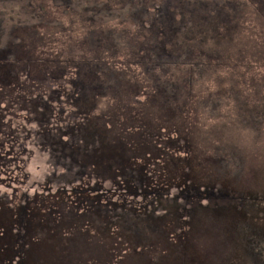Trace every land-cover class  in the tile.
Listing matches in <instances>:
<instances>
[{
    "label": "trees",
    "instance_id": "16d2710c",
    "mask_svg": "<svg viewBox=\"0 0 264 264\" xmlns=\"http://www.w3.org/2000/svg\"><path fill=\"white\" fill-rule=\"evenodd\" d=\"M182 1L175 0L172 6L164 5L163 11L168 9L164 17L146 25V21L151 17L143 13L145 0L111 1L123 5L118 8L92 0H56V4L63 8L64 12L71 14L73 12L82 20H92L94 28L83 30L82 35L71 44L59 42L50 50V54L39 61L43 64L34 65L32 58L17 60L14 53L10 54V43L16 30L31 29L45 24L48 19L46 5L42 3L34 7L33 0H0V59H2L0 68L7 74L0 77V94H4L2 96L10 100L19 123L17 131L12 133L15 136H10L6 140L10 145L9 152H0V168L3 170L0 175V189L6 188L5 199L11 204L7 209L1 210H7L6 214L3 212L2 214L13 219V228L16 226V229H19L20 218L29 219L27 216L30 217L38 211L39 206L37 204L34 209L32 203H36L37 200L28 198L25 194L20 197L17 195L18 190L14 189L15 184H28L27 179H17L15 177L17 173L13 170L22 165L26 166V145L29 138H34L32 141H39L42 138L44 147L52 154H58L66 147L70 159L72 156L71 152H68L69 149H78L77 153L82 151L80 155L84 161V170L78 184L55 185L47 189L42 198L52 201L64 197L73 199L71 196L75 195L77 201L84 202L83 207L91 206L92 209L95 205L104 203L101 192L104 189L95 188L96 184L97 187L102 186V182L96 179L95 172L90 173L87 170L86 166L89 164L87 162L91 161L93 165L105 162L104 159L107 157L104 158L103 155L109 152L111 146H117V151L119 147L134 144L140 154L143 152L137 145L144 140L142 128L137 129L135 135H128L133 134L134 126L120 134V141L123 135L132 137L135 141L123 146L106 143L107 139L104 138L100 127L109 126L107 122L111 123L110 117L104 118L102 115L91 117L93 109L95 110L99 104L113 110L116 104L126 100L135 103L138 96L144 94V104L152 107L151 112L154 114L163 112L159 117L165 114L167 118L165 121L171 120L168 115L170 109L179 110L186 103L190 104V113L194 116L196 109L189 100L198 72L226 71L227 75H219L217 81L220 85H225L227 79L231 83L222 92L216 91L207 97L213 101L203 102L201 110L204 116L206 119H212L213 123L221 128H238V134L243 133L257 140V150L260 144L264 145V0H222L221 5L211 0ZM133 13L135 17L129 22L134 24L132 25L134 31L129 37L105 32L109 26L116 25L113 23L126 20ZM170 18L172 20L168 21ZM189 22L194 26L190 27ZM56 28L66 31L68 27L61 25ZM104 36L108 38V42L102 43ZM171 38L176 39V48L171 56L167 57L168 51L165 48ZM37 44L43 46L45 43L40 40ZM116 54H121L124 62L119 64L113 62ZM33 67H38L40 71L33 74L31 72ZM88 68L95 74L98 73V77L101 78L95 79L97 81L92 85L88 83V76L82 73ZM17 71L19 73L14 77L18 79L15 80L13 74ZM152 72H155V75ZM39 79L42 86L39 85ZM12 90L16 91L14 94L16 100L10 98ZM149 90L158 91L159 95L149 96L147 94ZM75 93L78 94L77 100ZM181 94L184 96L183 100L180 99ZM60 97H64L65 100H60ZM162 106H167L168 110H163ZM80 108L83 110L81 122L77 121L74 115ZM3 109L9 110L0 107V110ZM124 114L126 111L118 108L111 117ZM151 120L152 118L148 119L146 123H150ZM28 125L33 126L36 132L26 131ZM136 126L142 127L140 124ZM64 131H68L75 139L68 141ZM206 136L212 137L211 134ZM221 137L225 139L230 135L222 133ZM157 139L163 147L164 155H161L158 163L147 159L141 161L140 166L153 165L152 171L156 172L161 182L151 185L152 180L137 171L139 160L136 161L138 157L135 149L126 155L125 166L116 159L113 163L119 171L122 167L133 170L138 182L144 187L141 197L131 199L127 203L131 207L130 215L133 216L130 222L134 225L125 226L123 214L118 213V206L113 203L105 212L97 214L98 224L94 223L98 227L97 231H95L97 227L93 226V230L88 228L81 232L80 229H76L70 233L83 234L89 239L99 234L104 236L102 238L117 241L120 237L116 234V237L112 236V229L117 226L115 224L117 221L123 231V239L134 244L131 247L146 249L148 242L145 238L148 231L158 235L159 230L154 225L169 222L173 227L171 233L166 235L165 241L167 244L174 243L170 246L171 251L175 250L172 252L174 254L179 247L185 246L187 241L194 242V248L199 246L198 241H202L198 233L190 234L191 229L188 226L194 219L198 220L201 231L207 230L212 233L218 231L214 226L218 221L223 224L220 223L221 233L232 240V250L237 259L244 263L264 264V209L262 212L258 211V207L264 204V195L259 193L263 192L264 188V162L256 165L248 163L245 171L250 174L236 179V183L230 184L232 185L230 189L228 184L224 185L221 181L241 172L247 164L245 159L247 155L241 159L231 153L230 148L224 151L219 147H210L211 156L207 163L201 165V174L189 175L184 172L186 169L184 158L181 157L179 167H176L173 161H167L169 159L167 152L173 149L175 141L171 143L167 134L153 140ZM97 144L98 146H94ZM147 148V152L150 153L151 145ZM249 152L256 156L253 151ZM133 153L136 159L132 158ZM52 157L57 164H62L57 155ZM27 166L29 167V163ZM160 168L163 171L168 169L174 174L180 171L181 178L176 174L179 182L172 181L170 177L163 181V174L158 172ZM37 187L41 190L46 188L40 184ZM212 188H222L224 197L229 202L223 209H218L216 214L204 210L202 205L206 196L204 190L208 192ZM191 190H195L199 197L195 194L194 199H187L189 202L194 201L197 208L193 211L184 210L181 208V198L174 194L178 191L183 193ZM145 196L149 199L143 198ZM126 198L127 196L123 198L122 203ZM22 199H25V205H21ZM136 199L140 202H135ZM96 200L98 201L92 202ZM236 200H239L238 203ZM13 208L17 209V212H12ZM22 210L27 213H23ZM158 210L165 211L159 215ZM260 213L263 214L260 216ZM203 221L206 222L204 226ZM29 224L33 231L28 230L38 235V239L42 235L45 236L40 232V225L35 219ZM208 224H212V227ZM129 234L133 235V240L138 245L129 239ZM47 242L45 236V243ZM2 255L3 252L0 250V260ZM10 256L12 259L16 257L14 253ZM22 259L21 257L20 262ZM26 262L27 259H24L22 264Z\"/></svg>",
    "mask_w": 264,
    "mask_h": 264
},
{
    "label": "rangeland",
    "instance_id": "374dc122",
    "mask_svg": "<svg viewBox=\"0 0 264 264\" xmlns=\"http://www.w3.org/2000/svg\"><path fill=\"white\" fill-rule=\"evenodd\" d=\"M97 3H105L107 5H112L114 8L121 7L123 5L111 2L113 0H92ZM173 1L175 0H145V9L143 13L145 16L150 15V19L146 21V25H150L156 19H161L164 17V5L172 6ZM216 2L218 5L222 4V0H211ZM158 2V3H157ZM179 2H183L179 0ZM44 3L47 7L48 19L45 24L35 26L31 29L26 30H16L13 33L10 54L14 53L17 60H22L23 58H32L34 65L43 64L41 61L48 54L50 50L56 46L59 42L63 41L64 43L71 44L77 37L82 35L83 30H91L94 28V23L92 20H82L79 19L77 14L64 12L63 8H60L56 3V0H33V6L38 7L39 4ZM184 8V6H181ZM169 8V7H167ZM134 9V8H132ZM140 14V15H144ZM139 15V14H138ZM171 17V14L168 15ZM135 13L132 14L129 18L123 21H116L109 26L105 32H111L119 36H130L133 33L134 29L132 22H129ZM172 19H168V21ZM48 25V26H46ZM68 27L66 31H62L57 26ZM190 27H193L191 22L188 23ZM173 26V25H172ZM82 27V29H80ZM71 29V30H70ZM40 40L44 41L43 46H38ZM102 43L108 42V38L104 36L101 40ZM176 48V39L171 38L168 46L165 48L168 51L167 57L171 56V53ZM162 53V51H159ZM8 54V55H10ZM226 55V54H225ZM1 57V56H0ZM4 57V54L2 55ZM2 59H0L1 61ZM113 62L116 64L124 62V57L121 54H116L113 58ZM20 63V62H19ZM22 68V65H20ZM40 70L38 67H33L31 72L33 74L38 73ZM19 73V71L13 74V78L17 80L18 78L14 77ZM83 74L88 76V83L92 85L95 79H101L98 77V73L95 74L91 68H88ZM81 73V74H82ZM155 75V72H152ZM223 74L226 76V71L223 73L221 70H206L199 71L197 75V81L193 86V93L190 98V102L193 104L195 110V115L190 113V104H184L183 108L179 110L170 109L168 115L171 120L165 121L166 115L162 114V117H159L160 113L151 112V108L147 103H145L144 94H140L135 100V103H131L129 100L118 103L113 107V110L107 108L104 104H99L96 106V109H93L91 117L97 115H102L104 118L110 117L111 123L108 121L109 126H102L103 136L107 139V144L110 145H119L123 146L129 144L130 141H135L132 137H127L123 135L120 141V134L124 131H127L128 128H132L133 134L135 135L137 129L142 128V133L145 135L144 140L139 142L138 148L140 151H143L141 154L138 152L134 144L129 146L119 147L116 151L117 146H111V149L108 153H105L103 156L105 162H99L96 165H93L91 161L86 167L90 173L95 172L96 179L102 182V186L95 185V188L102 187L104 191L102 196V205H95V208L92 209L90 206L83 207L82 201H77V197L72 195L71 198H61L59 200L52 199V201L42 198V195L47 193V189L55 186L65 184L66 186L77 185L80 181V176L82 178V173L84 170V161H82V151L77 153V150L69 149L68 152H71L72 158L67 156L66 147L62 148V152L58 154H52L50 150L44 147V140L41 138L39 141H32L34 138H29L26 145V166L22 165L19 168L12 169L16 171L17 179H27L28 184H15L14 189L18 190V194L26 195L28 198H34L37 202H33V208L36 211L29 219H25V224L30 229V224L32 220L35 219L40 225V232L44 234L48 242L45 243V236H40V239L37 238L38 235H29L28 241L29 244L27 249L24 247L15 246L13 249L17 250V254L22 250L23 252L20 256H16L12 259L11 264H21L20 259L22 256L26 257L27 262L25 264H252L244 263L237 259V255L232 250V240L221 233V224L217 221L215 223V229L218 231L212 233V231L205 232L201 231L200 224L197 219H194L190 224L189 228L191 229L190 234L198 233L200 235L199 246L197 248L193 247V243L187 241L185 246L179 247L176 252L175 250L171 251V245L174 243H166V235L171 233L173 225L169 222L158 223L154 225L158 230V235H153L151 231H148V236L145 240L148 242L147 248H134L131 245H134L132 242H128L123 239V231L115 221L117 225L112 229V236L116 237L118 235L120 238L117 241H113L112 238H102L103 235L95 234L93 239L86 238L83 234H72L73 230L80 229L83 232L85 229L93 230L98 223L96 221L97 214L99 212H105L109 205L113 203L117 208L119 214H123V220L126 227L133 226L131 224V219L133 216L130 215L131 207L129 203L131 199L141 197L144 187L138 182L137 175L126 167H122L121 171L117 170L114 166V160L122 163L125 166L126 155L132 151H137L136 155L133 153L132 158L139 160V169L137 171L141 172L144 176L152 180L151 185L161 182L156 176V172L152 171L154 166L142 167L140 166L141 161L147 159L152 160L155 163H158L161 155H164L163 147L157 139L154 141V138H160L162 135L167 134L168 138L172 141H175V145L172 146L173 149L169 150L168 162H174L173 164L176 167H179L181 157L186 160V169L185 173L200 175L201 165L207 163L208 158L211 156L209 152L210 147H219L222 150H228L230 152L241 158L246 156V163L241 172H237L236 175L230 178L222 179V184H228L230 189L232 188L233 182L236 183V179L242 178L245 175H249L250 172H246L248 163L256 165L259 162H264V145L260 144L259 149L257 150L258 141L254 140L246 134H238V128H221L215 123L212 119H206L201 110L203 102L211 103L213 100L207 99L210 94L215 93L216 91L222 92L226 89L231 83L228 79L225 85H220L217 81L219 75ZM7 74L3 73V69L0 68V77H5ZM234 76V75H233ZM39 85L42 86V81L39 79ZM15 90L11 91V96L13 100H16L14 94ZM76 94V93H75ZM149 96L159 95L158 91H147ZM0 94V107L9 108V110L3 109L0 110V152L7 151L9 152L10 145L6 141L9 137H14L12 135L14 131H17L19 123H17L16 113L11 108L10 100L7 97ZM78 94H76L77 100ZM60 100H65L64 97H60ZM180 99H184L183 94L180 95ZM75 100V101H76ZM148 100V99H147ZM74 101V102H75ZM63 103V101H60ZM122 108L126 111L124 115H116L111 117V114ZM163 110H168L167 106L161 107ZM81 112V113H80ZM83 110H76L74 112L75 119L77 121H82L83 117L81 116ZM72 118H74L72 116ZM152 118L150 123H146L148 119ZM208 118V117H207ZM145 123V124H143ZM153 123V124H151ZM140 124L142 127L136 126ZM143 124V125H142ZM88 126V125H87ZM36 132L35 128L31 125H28V130L26 131ZM222 133L230 135L229 138L221 137ZM68 141L74 140L75 137H72L68 131H64ZM211 134L212 137L206 136ZM26 139L27 135H26ZM46 142V141H45ZM211 144V145H210ZM237 144V145H236ZM151 145V152L148 153L147 146ZM208 145H210L208 147ZM94 146H98L94 145ZM249 151H253L256 156H253ZM228 153V151L226 152ZM57 155L59 161L62 164H57L55 158L51 156ZM95 159H99L94 157ZM135 161V162H136ZM29 163V167L27 164ZM80 163V164H79ZM166 165H169L166 163ZM175 167V166H174ZM246 170V171H245ZM160 173L163 174L164 180L168 177L174 182H179L176 174L181 178L182 173L177 171L176 174L170 172L168 169H159ZM3 170L0 168V175H2ZM175 176V178H173ZM101 177V178H100ZM12 179V176H10ZM13 180V179H12ZM40 184L46 187L44 190H41L37 187ZM48 184V185H47ZM47 185V186H46ZM16 187V188H15ZM148 189V188H147ZM146 189V191H147ZM45 191V192H44ZM136 193L134 194V192ZM263 192H259L264 195ZM6 188L0 189V202L6 203L5 199ZM207 193V194H206ZM198 194L195 190L188 192L178 191L175 196L181 198L182 209L184 210H195L197 205L193 202H189L188 199H194V195ZM29 195V196H28ZM129 195V196H128ZM203 208L204 210H209L213 214L217 213L218 209H223L224 206L228 205L227 198L224 197V192L222 188H212L208 192L204 190ZM126 200L122 203L123 198L126 197ZM199 197V194H198ZM149 199L148 196L143 197ZM188 198V199H187ZM92 201V202H97ZM239 200H236L238 203ZM135 202L139 203L140 200L136 199ZM122 203V204H121ZM202 203V202H201ZM21 205H25V199L21 200ZM0 207V222H5L7 219V210ZM264 204L258 207V211H263ZM17 212V209H12V212ZM165 210H158L159 215H162V212ZM5 213V214H2ZM25 213V210H22ZM27 213V212H26ZM263 213H260V216ZM216 218V217H215ZM211 221V220H208ZM10 226L13 224V219L9 220ZM94 223L96 225H94ZM93 224V225H92ZM202 225H206V222L203 221ZM223 225V224H222ZM77 226V227H76ZM209 227H212V224H208ZM20 229V223L18 224ZM97 227V226H96ZM98 230V227L95 231ZM33 231V230H32ZM116 231H118L116 233ZM31 234V232H30ZM116 234V235H115ZM130 240H132L136 245L137 242L133 240V235L129 234ZM70 237H73L71 240ZM4 238L0 236V250L5 249L4 247ZM40 240V241H39ZM71 240V241H70ZM38 242L40 243L39 247H36ZM66 246H68L66 248ZM30 252V253H29ZM160 252V253H159ZM22 255V256H21ZM29 255V258H28ZM0 264L1 261H0Z\"/></svg>",
    "mask_w": 264,
    "mask_h": 264
},
{
    "label": "flooded vegetation",
    "instance_id": "af4514ba",
    "mask_svg": "<svg viewBox=\"0 0 264 264\" xmlns=\"http://www.w3.org/2000/svg\"><path fill=\"white\" fill-rule=\"evenodd\" d=\"M11 204L6 201L4 204L3 202H0V207L7 209V207H10ZM11 218H7L5 222H0V236L3 237L4 240V247L5 249L1 250L3 252V255L1 257V263L2 264H11L12 263V257L10 256L11 253H14L16 256H20V254L23 252L22 250L17 254V250L13 249L15 246L18 247H24L27 249V246L29 244L28 236L34 235L33 232L27 230L26 224H25V217L20 218V229L13 228V226H10V220ZM40 246V243L37 244ZM22 256V255H21ZM22 261L26 259V257L22 256ZM21 261V264H22Z\"/></svg>",
    "mask_w": 264,
    "mask_h": 264
}]
</instances>
